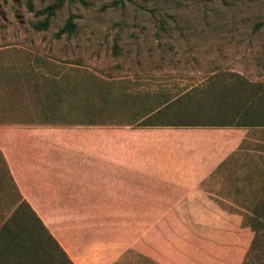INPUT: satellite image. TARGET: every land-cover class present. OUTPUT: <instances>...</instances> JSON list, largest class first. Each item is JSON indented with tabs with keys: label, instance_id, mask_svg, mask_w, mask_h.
Here are the masks:
<instances>
[{
	"label": "rangeland",
	"instance_id": "1",
	"mask_svg": "<svg viewBox=\"0 0 264 264\" xmlns=\"http://www.w3.org/2000/svg\"><path fill=\"white\" fill-rule=\"evenodd\" d=\"M53 1L0 0V121L139 125L160 105L207 100L239 78L264 84V0H65L37 29ZM70 15L75 32L56 37ZM166 113L149 120L185 118ZM262 145L264 128L249 130L204 188L244 208L263 200ZM21 199L0 154V226ZM0 253V264H30ZM52 255L43 263L68 264ZM252 259L264 264V251ZM118 264L156 263L129 251Z\"/></svg>",
	"mask_w": 264,
	"mask_h": 264
},
{
	"label": "crops",
	"instance_id": "2",
	"mask_svg": "<svg viewBox=\"0 0 264 264\" xmlns=\"http://www.w3.org/2000/svg\"><path fill=\"white\" fill-rule=\"evenodd\" d=\"M251 129L10 120L0 152L74 264H118L129 251L156 264H240L251 212L203 183Z\"/></svg>",
	"mask_w": 264,
	"mask_h": 264
},
{
	"label": "trees",
	"instance_id": "3",
	"mask_svg": "<svg viewBox=\"0 0 264 264\" xmlns=\"http://www.w3.org/2000/svg\"><path fill=\"white\" fill-rule=\"evenodd\" d=\"M64 1L54 0L45 6L40 11L45 14V17L38 22L36 28L46 29L49 25L50 18L61 8ZM74 32L75 23L73 21V15H70L65 21V24L55 33V36L58 38L63 35L70 37ZM117 51V43L115 42L114 52L117 53ZM239 79L234 83L224 84L221 88L218 87V90H215L213 93L214 95L209 96L207 100L202 99L197 102H192L193 100L190 97L189 99L175 103L174 107L169 102L162 106L160 105L149 112L145 117L144 123L139 125L264 128V84L247 83L245 80H241L242 78ZM168 107L171 110H167ZM163 111L167 112L165 119L173 115H183L185 118L179 121L149 120L153 116L162 114ZM246 140L244 139L242 141L238 150ZM1 156L10 176L6 161L2 154ZM216 171L214 170L213 174ZM215 200L220 205H224L220 200ZM263 203L264 199L255 201L253 205L248 204L251 214L243 212V224L249 226L254 234L241 264H251L253 260L252 256L256 257L258 252L264 251V233L261 232V228H264V218H258L259 215L264 217V214L261 212L264 207ZM241 206L246 207L244 204H241ZM43 237L46 239L47 246H49L48 249L43 247ZM0 244L1 252L10 251L17 258H29L25 261L30 264H44V257H52V251H57L68 264H74L37 213L23 198L17 204L12 215L1 224ZM0 256H3L2 253H0ZM50 264L55 263L50 262Z\"/></svg>",
	"mask_w": 264,
	"mask_h": 264
}]
</instances>
